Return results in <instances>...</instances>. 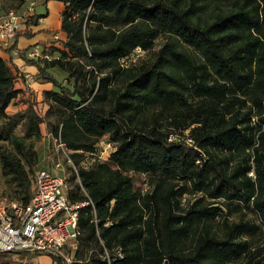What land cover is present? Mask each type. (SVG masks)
I'll return each mask as SVG.
<instances>
[{
	"label": "trees",
	"instance_id": "1",
	"mask_svg": "<svg viewBox=\"0 0 264 264\" xmlns=\"http://www.w3.org/2000/svg\"><path fill=\"white\" fill-rule=\"evenodd\" d=\"M59 1L65 39L44 42L40 58L15 44L5 49L52 83L46 117L33 103L7 113L25 75L0 56V141L11 145L0 147V165L14 198L25 204L34 193L36 143L47 121L75 150L70 201H90L80 209L74 264H228L246 244L200 232V224L222 212L213 205L221 200L252 203L264 216V0ZM25 4L1 0L6 12ZM46 14L33 13L26 37ZM163 34L167 41L154 50ZM138 47L152 59L122 65ZM103 137L113 144L107 161L80 166L76 150L95 152ZM249 149L252 161L232 166L235 152ZM131 172L149 174L150 189H135ZM186 196L193 199L183 206ZM41 254L65 264L55 253L31 257Z\"/></svg>",
	"mask_w": 264,
	"mask_h": 264
},
{
	"label": "built area",
	"instance_id": "2",
	"mask_svg": "<svg viewBox=\"0 0 264 264\" xmlns=\"http://www.w3.org/2000/svg\"><path fill=\"white\" fill-rule=\"evenodd\" d=\"M25 5L24 13L9 10L0 16V49L9 47L16 36L27 29L35 0H26ZM142 53L138 47L134 55ZM37 55V50L30 52L32 57ZM59 140V146L64 149L62 140ZM103 146L100 156L104 153L109 156L113 144L105 141ZM67 158L71 161L68 155ZM54 167L58 172L51 168L36 172L34 193L28 203L0 204V250L14 253L10 259L0 256V264H28L27 260L19 258V251L29 254L50 252L60 256L65 264L76 262L74 253L81 234L80 209L90 201L71 202L61 163L56 162ZM115 252L119 257L123 256L122 247H116ZM31 260L32 264H37L36 256Z\"/></svg>",
	"mask_w": 264,
	"mask_h": 264
},
{
	"label": "rangeland",
	"instance_id": "3",
	"mask_svg": "<svg viewBox=\"0 0 264 264\" xmlns=\"http://www.w3.org/2000/svg\"><path fill=\"white\" fill-rule=\"evenodd\" d=\"M37 1V0H36ZM16 10V9H14ZM37 6L34 5V10L32 13H35L37 11ZM20 13H24L26 11V5L23 6L21 9L17 10ZM6 10L2 8L1 6V0H0V16L5 14ZM28 30V29H27ZM26 30V31H27ZM25 31V32H26ZM24 35L19 34L18 36ZM17 36V37H18ZM165 41H167V35H161L156 41L154 50L159 49L160 44H163ZM177 47L181 50L192 52L193 49L191 47H188L180 40H177ZM15 40L12 42L14 44ZM11 47V46H9ZM8 47V48H9ZM35 47V46H34ZM36 48L30 47L27 49L28 52H26V55L28 54L30 56V52L32 50H35ZM39 54L36 56V58H40L44 56L43 49H38ZM17 57H20V54H17ZM153 57V52L144 53L140 56L135 55L131 59H122L121 64L124 66H129L132 64H137L142 61H150ZM21 58V57H20ZM16 71V70H15ZM55 74H57L58 78L63 81L67 82L65 78L64 72L60 70H53ZM45 91V90H44ZM44 91L39 92V90L36 92V95H34V99L30 100L31 103H34L37 106V110L41 113L42 116L46 117V111L48 108V104L45 100V94ZM19 99L17 98L16 104L20 105L22 103L26 104L27 100L29 99H23V96L19 94ZM43 103L47 104L46 111L43 113L42 110L39 108L40 104L43 106ZM252 106V103L248 102V107ZM40 109V110H39ZM257 116L255 115L253 120H256ZM42 130V136L40 140L36 143V149L39 153V156L42 154V152H45V159L49 163H51V167L55 171L56 168L54 167L56 162L61 163V168L63 170V174L66 179L67 188L71 186L70 181V174L71 170H75L77 168V165L75 164V160L72 156V153L75 152V150L70 149L64 142V149H62L59 146V138H55L50 130L48 122L45 121L41 125ZM49 136V137H48ZM108 138L103 137L97 144H96V151L95 152H88L84 150H76L79 153H81L79 164L82 167L85 168H92L99 162L107 161L108 155L105 153L100 156L102 151L104 150L103 142L107 141ZM62 142V141H61ZM5 145L7 148H10L11 145L9 142L6 141H0V147ZM44 145V147H43ZM236 154L232 156L231 164L232 166L237 165L239 163L245 164L248 161V158L252 161V150H247V152L243 151H236ZM71 159V161L67 158ZM40 160V159H39ZM50 165V164H49ZM37 165L35 166V173L38 171ZM131 175L133 177V184L134 188L142 191L143 193L150 189V181H149V174L147 173H140V172H131ZM250 175L253 179H255V172L252 170L250 172ZM14 186L10 184L6 177L3 175L0 165V204H6L9 205L11 202L16 201L14 198ZM185 200L183 201V199ZM181 199L182 205L186 206L188 199V196ZM213 205L221 207L222 212H220L215 218H210L205 220L200 224V232H204L208 230V232L218 238H229L236 243H245L246 248L242 249L239 256L232 257L228 264H246L252 257L254 262L257 261L263 262L264 261V216L253 206L252 203L245 205L241 202H226L224 200L219 201L218 203H215ZM14 255L9 256L8 258H12ZM20 259L27 260L28 264H32L31 260V254H25L24 256H19ZM53 257L49 254H42L40 257V263L39 264H55Z\"/></svg>",
	"mask_w": 264,
	"mask_h": 264
},
{
	"label": "crops",
	"instance_id": "4",
	"mask_svg": "<svg viewBox=\"0 0 264 264\" xmlns=\"http://www.w3.org/2000/svg\"><path fill=\"white\" fill-rule=\"evenodd\" d=\"M64 7H65L64 3L62 1H59V0H48L45 4L37 5V9H38L37 12L38 13L46 12L47 14H46V16L40 18L38 25L31 27L33 32H34L33 37L28 38L25 35L18 36L19 34L25 33V31L28 28L25 29L24 31L20 32L17 35L18 37L16 36V38L14 39L15 40L14 44L16 45V47L19 49H28L29 47H30V49L36 48L35 50H37V52H38V49H40V50H41V48L43 49V43L44 42H46L48 45H50L49 41L53 38L65 39L66 34L61 30L62 11H63ZM12 42H11L10 46L13 45ZM7 48L8 47L0 49V56L2 58H4L6 61H9L10 59H12V61L18 66L20 72H22L25 75V77L19 76L16 79L15 86H16V88L20 89L21 92L19 94H21L23 96V99H26V98L29 99V100H27V102H25L26 104L22 103L20 105H17L15 103L17 98L19 99L20 97H17L16 99H14L9 104L6 111H7V113H15L21 109L26 108L28 106V104L31 103L30 100L34 99L33 97H34V95H36V92L38 90H39V92H42V90L44 91L46 89L53 88V85L50 82H42V81L38 80L35 77V74L37 72L36 66L27 64L21 56H20L21 58L17 57L18 52L16 49L12 50L11 52H8V51H5V49H7ZM38 54H39V52H38ZM27 56H28V54H27ZM30 58H36V57H30ZM14 71H15V69H14ZM16 72L17 71H15V73ZM33 105L37 109V106L34 103H33ZM39 108L44 113L46 111L47 104L43 103V106H41V104H40ZM43 147H44V145H43ZM39 159L40 160L37 164V167L39 169L51 167V163H49L45 159V152L44 153L42 152V154L39 156ZM51 169H53V168H51ZM55 172H58V170ZM41 256H42V254L36 256L37 264L40 263V257Z\"/></svg>",
	"mask_w": 264,
	"mask_h": 264
}]
</instances>
